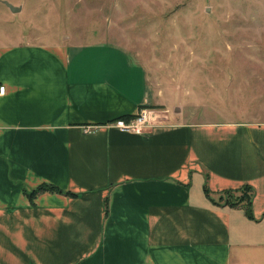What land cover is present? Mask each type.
I'll return each instance as SVG.
<instances>
[{"label": "crops", "instance_id": "0c3cea01", "mask_svg": "<svg viewBox=\"0 0 264 264\" xmlns=\"http://www.w3.org/2000/svg\"><path fill=\"white\" fill-rule=\"evenodd\" d=\"M27 3L0 0V264H264V120H189L121 43L28 38Z\"/></svg>", "mask_w": 264, "mask_h": 264}, {"label": "rangeland", "instance_id": "374dc122", "mask_svg": "<svg viewBox=\"0 0 264 264\" xmlns=\"http://www.w3.org/2000/svg\"><path fill=\"white\" fill-rule=\"evenodd\" d=\"M28 1L16 20L28 38L121 43L146 65L161 102L187 119L264 120V0Z\"/></svg>", "mask_w": 264, "mask_h": 264}, {"label": "trees", "instance_id": "16d2710c", "mask_svg": "<svg viewBox=\"0 0 264 264\" xmlns=\"http://www.w3.org/2000/svg\"><path fill=\"white\" fill-rule=\"evenodd\" d=\"M207 190V189H206ZM40 191H55V192H64L63 189L58 188L54 185L43 184L37 187L32 194H36ZM209 192V190H207ZM68 194L73 195V193L68 192ZM252 197H253V189L250 186H243L239 189H229L224 190L220 194V200L226 202L229 205L237 206L239 204L246 206L247 214L249 217H253L251 211V204H252Z\"/></svg>", "mask_w": 264, "mask_h": 264}, {"label": "built area", "instance_id": "2783aa9c", "mask_svg": "<svg viewBox=\"0 0 264 264\" xmlns=\"http://www.w3.org/2000/svg\"><path fill=\"white\" fill-rule=\"evenodd\" d=\"M5 93L6 86L0 85V96H3ZM113 123L123 131H140L150 124V111L149 109L143 107L135 117L130 119L119 118ZM92 129V127L87 126L85 128V132H91Z\"/></svg>", "mask_w": 264, "mask_h": 264}, {"label": "water", "instance_id": "95a60500", "mask_svg": "<svg viewBox=\"0 0 264 264\" xmlns=\"http://www.w3.org/2000/svg\"><path fill=\"white\" fill-rule=\"evenodd\" d=\"M5 3L12 9V10H14V11H18V10H20V7H15V6H13L11 3H9L8 1H5ZM210 10V8L209 7H207V11H209Z\"/></svg>", "mask_w": 264, "mask_h": 264}]
</instances>
